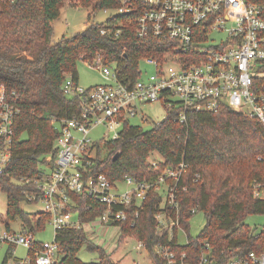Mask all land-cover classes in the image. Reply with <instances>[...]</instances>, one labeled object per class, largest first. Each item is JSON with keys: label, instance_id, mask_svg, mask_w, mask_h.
<instances>
[{"label": "trees", "instance_id": "1", "mask_svg": "<svg viewBox=\"0 0 264 264\" xmlns=\"http://www.w3.org/2000/svg\"><path fill=\"white\" fill-rule=\"evenodd\" d=\"M63 1L0 0V85L20 109L13 124L10 162L0 179V190L7 198L6 214L0 215V219L8 229L18 219L23 229L34 234L44 229L50 215L44 211L28 214L21 209L23 201L29 202L26 195L35 191L34 185L21 180L39 177L44 166L52 165L58 136V128L52 121L72 118L80 111L78 101L62 92L65 76L70 74L78 80L77 63L100 58L104 64L115 67L120 81L132 83L141 77L140 61L153 58L162 62L176 47L171 40L138 38L133 12L113 15L101 24H92L88 19L80 32L52 43V22L59 17ZM245 1L264 3V0ZM78 4L91 6L93 10L113 9L120 5V0L68 1L73 7ZM102 29L106 31L104 34ZM165 111L163 122L154 123L149 129L126 121L117 139L97 141L96 170L112 183L126 175L152 182L166 167L186 162L188 167L181 181L186 188L178 191L186 241L180 243L176 232L170 238L157 231L153 215L161 196L152 189L140 208L134 205L124 208L128 221L114 223L121 226L120 243L125 237L142 242L156 264H162L154 251L156 244L168 246L177 257L185 254L186 264H199L203 253L208 256L207 264H212L213 259L222 263L230 255L262 252L264 228L257 232L245 223V218L264 215V200L252 196V183H264L263 126L226 107L211 112L189 111L185 123L178 122L176 109ZM116 153L119 157L114 160ZM152 153L163 160L157 168L147 160ZM49 157L51 162L47 161ZM195 174L198 179H194ZM72 197L79 203L82 223L97 217L99 210L84 211L91 203L89 198ZM193 208L195 211L191 212ZM197 211L204 213L206 224L197 236L191 237L190 219ZM55 240L62 253L56 264H116L110 253L87 239L82 228L60 231ZM82 248L95 251L97 261L82 262L77 257ZM10 258L8 251L1 264Z\"/></svg>", "mask_w": 264, "mask_h": 264}, {"label": "built area", "instance_id": "2", "mask_svg": "<svg viewBox=\"0 0 264 264\" xmlns=\"http://www.w3.org/2000/svg\"><path fill=\"white\" fill-rule=\"evenodd\" d=\"M13 2L15 0H1ZM116 15L136 14L138 38L156 37L176 43L174 52L164 61L144 58L152 72L132 83L119 80L115 67L100 58L86 62L89 67H101L104 82L81 85L67 74L61 89L68 98L78 101L80 111L68 119H55L58 128L54 141L55 156L51 166H44L39 177L22 179L35 186L27 194L29 202H41L43 211L50 215L53 229L50 242H39L26 229L11 231L0 219V246L8 245L12 257L14 247L26 250V257L9 259L6 264H56L62 253L55 240L58 232L83 229L79 203L72 196L91 200L84 211L99 210L97 217L88 222L109 225L128 221L124 209L130 205L140 208L148 192L156 190L161 196L153 218L156 229L170 238L184 231L181 227L178 203L179 189L187 170L181 161L166 167L152 182L139 181L126 175L112 183L96 170L97 141L117 139L124 123L137 115V108L145 103L160 102L165 110L176 109L180 123L186 122L189 111L211 112L230 108L255 119L264 128V3L252 4L245 0H120ZM107 11V9H104ZM229 23V27L226 23ZM106 31L101 30L104 34ZM219 36L216 39V36ZM14 96V93H12ZM20 112L3 85H0V179L11 158L13 124ZM103 126L105 132L97 141L91 131ZM148 162L157 168L163 160L152 153ZM52 161V157L47 159ZM199 175L195 174L194 179ZM252 196L264 200V183H252ZM195 208L191 210L194 212ZM138 216V210L134 212ZM135 249L144 250L140 241ZM205 249H208V245ZM154 251L162 264H186L185 254L177 257L168 246L156 244ZM33 254V258L31 257ZM203 253L199 264H207ZM212 264H264V250L230 255L224 262ZM132 264H143L140 261Z\"/></svg>", "mask_w": 264, "mask_h": 264}, {"label": "rangeland", "instance_id": "3", "mask_svg": "<svg viewBox=\"0 0 264 264\" xmlns=\"http://www.w3.org/2000/svg\"><path fill=\"white\" fill-rule=\"evenodd\" d=\"M68 1L64 0L63 6L60 9L59 17H57L52 22L53 35L51 42L56 43L60 40L62 36H72L77 32H80L89 22L92 24L104 23L109 17L116 15V10L114 9H97L93 10L92 7H84L78 4L76 7L68 5ZM229 27V23H226ZM216 36V39L220 36ZM140 70L149 74L152 72L150 65L146 64L144 61H140ZM101 67H89L84 61H79L77 63V76L78 82L83 86H89L94 84H100L104 82L100 74ZM166 111L160 102L157 103H145L141 104L137 108V115L130 118V123L134 125H139L143 129L151 128L154 123L161 121L165 117ZM105 132L103 126H97L91 131V137L93 140L97 141L101 138V135ZM101 147V145H100ZM101 154L104 155L105 149L102 146ZM21 209L28 213H40L43 212V207L41 202H26L23 201L20 204ZM7 208V198L6 194L0 190V215L4 216L6 214ZM245 223L250 227L255 228L257 232H260L264 228V215H248L245 218ZM206 224V217L202 211H197L190 219V226L188 229V234L191 237H195L203 229ZM22 226V223L17 219L10 223V228L13 231H18ZM83 230L86 233L87 239L94 245L104 249L106 252L110 253V257L116 264H132V262L140 261L143 264L150 263L149 258L142 249L137 251L135 249L136 240L134 238L125 237L120 243L122 236L121 226L115 224L102 225L101 223H85L83 225ZM53 229L50 223H46L43 230L36 231V239L41 242H50L53 239ZM186 233H181L179 235L180 243L186 241ZM7 245L0 246V264L6 252ZM26 257V250L21 246L14 247V254L10 258L11 260H16L18 258ZM77 257L84 263L96 262L97 253L95 251H90L82 248Z\"/></svg>", "mask_w": 264, "mask_h": 264}, {"label": "crops", "instance_id": "4", "mask_svg": "<svg viewBox=\"0 0 264 264\" xmlns=\"http://www.w3.org/2000/svg\"><path fill=\"white\" fill-rule=\"evenodd\" d=\"M10 228V227H9ZM23 229V226H21V228L18 230V231H20V230H22ZM10 230H11V228H10ZM11 231H13V230H11ZM10 250V247L7 245V249H6V252H5V254H4V256L6 255V253H8V251ZM4 258V257H3ZM2 262V261H1Z\"/></svg>", "mask_w": 264, "mask_h": 264}, {"label": "water", "instance_id": "5", "mask_svg": "<svg viewBox=\"0 0 264 264\" xmlns=\"http://www.w3.org/2000/svg\"><path fill=\"white\" fill-rule=\"evenodd\" d=\"M160 122H163V119H162ZM118 157H119V153H116V154L113 156V159L116 160Z\"/></svg>", "mask_w": 264, "mask_h": 264}]
</instances>
